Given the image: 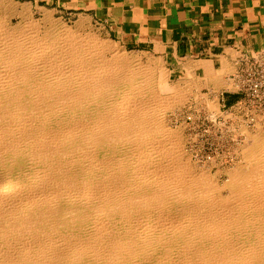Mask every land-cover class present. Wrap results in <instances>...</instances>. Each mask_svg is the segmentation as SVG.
Masks as SVG:
<instances>
[{
    "label": "bare ground",
    "instance_id": "obj_1",
    "mask_svg": "<svg viewBox=\"0 0 264 264\" xmlns=\"http://www.w3.org/2000/svg\"><path fill=\"white\" fill-rule=\"evenodd\" d=\"M9 2L0 0V264H264V137L219 186L166 126L190 84L152 81L140 59L54 22L43 30ZM247 102L235 113L205 103L213 122L238 128Z\"/></svg>",
    "mask_w": 264,
    "mask_h": 264
},
{
    "label": "crops",
    "instance_id": "obj_2",
    "mask_svg": "<svg viewBox=\"0 0 264 264\" xmlns=\"http://www.w3.org/2000/svg\"><path fill=\"white\" fill-rule=\"evenodd\" d=\"M11 2L31 17L72 21L160 62L171 82L192 86L191 100L217 101L223 111L242 101L238 72L245 61L264 52V0Z\"/></svg>",
    "mask_w": 264,
    "mask_h": 264
},
{
    "label": "rangeland",
    "instance_id": "obj_3",
    "mask_svg": "<svg viewBox=\"0 0 264 264\" xmlns=\"http://www.w3.org/2000/svg\"><path fill=\"white\" fill-rule=\"evenodd\" d=\"M8 1H10L9 3L11 4L13 2H11V0ZM12 5H15V3H13ZM16 6L21 10L24 8L19 6L18 4H16ZM27 11L28 13H30V10L28 8ZM1 15L2 14L0 12V16ZM29 15H31V13ZM6 18L5 19L7 25L12 28H16L20 24V20L15 15L7 14ZM32 19L34 22L40 24V27L43 30H46L47 28L53 29L52 24L54 22L59 26L61 25V27L65 26L74 31H80L95 35L100 41H107L112 44L113 48L116 51L125 54V56L127 55L129 58H137L138 60L140 59V63H142L143 66H146L147 68L149 67L150 73L152 72L150 74L152 81H156L159 78L161 79V76H163L162 80H164L166 87L169 88L177 85V83L170 81L168 70L163 67L160 62L153 60L152 58L141 56L136 53L127 52L126 50L122 49L117 43L100 37V35H98L93 30L81 29L77 27L74 22L63 19H53L50 20L49 23L48 21L40 19L39 17H37V15L32 16ZM157 75L159 78L157 77ZM187 96V99L183 100L182 102L179 101L180 104L177 102L172 107L166 109V126L168 125V129L170 131H177L180 132V134L182 135V142L184 145L183 149L187 153V158L189 156L190 163H192V165L196 167L195 170L203 172L205 171L207 175L211 176V178L218 182L219 186H223L230 180V171L244 162L242 152L243 150H246L249 146L252 145V137L254 135H260L264 137V109L259 110L258 108L252 106V103L250 102H247L246 105L242 106L238 112V115L245 120L244 122V120L240 119V121L243 122L241 123V125H248V128H244L248 131L243 130V132H239L241 125L236 128L237 125H234V123L237 124L235 120H224L222 118L217 122H213L214 120L209 117V112L206 109V103L200 101L199 99H197V101L196 99L191 100L189 98V94H187ZM231 110L232 113L236 112V108H231L230 111ZM228 111L229 110H226L225 112ZM256 120H259V122L256 123ZM215 134H217L216 148L213 153L207 155L205 146H203L202 138L205 135L214 136ZM197 142H200V144ZM229 151L230 153H228ZM227 194L228 192L226 193V189H224L222 191V195L225 196Z\"/></svg>",
    "mask_w": 264,
    "mask_h": 264
},
{
    "label": "built area",
    "instance_id": "obj_4",
    "mask_svg": "<svg viewBox=\"0 0 264 264\" xmlns=\"http://www.w3.org/2000/svg\"><path fill=\"white\" fill-rule=\"evenodd\" d=\"M238 75L240 76V89L237 92L242 95L241 100H249L252 106L259 110L264 109V52L256 58L246 60ZM216 138L217 134L214 136L205 135L202 138L207 155L214 152ZM197 143L200 144V142Z\"/></svg>",
    "mask_w": 264,
    "mask_h": 264
}]
</instances>
